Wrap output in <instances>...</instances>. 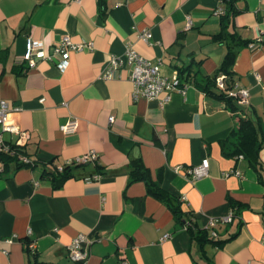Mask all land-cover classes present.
I'll list each match as a JSON object with an SVG mask.
<instances>
[{"label":"crops","instance_id":"obj_1","mask_svg":"<svg viewBox=\"0 0 264 264\" xmlns=\"http://www.w3.org/2000/svg\"><path fill=\"white\" fill-rule=\"evenodd\" d=\"M220 5V0H0V99L9 104L11 122L27 132L22 147L31 159L55 158L61 167L95 152L104 170L96 174L90 163L54 188L42 177V166L17 168L13 162L5 168L0 160V264H78L68 245L79 234L91 241L86 264L204 263L187 225L143 180L130 183L138 158L165 190L181 197L198 228L234 214L216 227L217 239L226 243L205 246L213 264H264V170L262 181L242 154L229 156L224 149L243 115L251 116L264 138V43L238 52L235 81L248 89L249 99L237 113L200 82L187 83L185 94L175 92L161 105L135 98L129 67L105 76L111 57L128 47L161 61L167 77L194 58L202 60L203 74H214L227 52L211 37L220 30ZM238 6L242 37L264 39V0H239ZM145 31L152 33L148 41L141 37ZM67 35L93 46L70 50L61 69L55 49ZM30 39L41 42L53 60L30 66L25 59ZM70 120L78 126L66 133L61 126ZM5 136L13 143L19 139ZM259 155L264 167V144ZM205 158L208 174L193 179L189 169ZM232 170L241 176H225ZM165 234L169 238L161 241Z\"/></svg>","mask_w":264,"mask_h":264},{"label":"trees","instance_id":"obj_2","mask_svg":"<svg viewBox=\"0 0 264 264\" xmlns=\"http://www.w3.org/2000/svg\"><path fill=\"white\" fill-rule=\"evenodd\" d=\"M238 1L239 0H220V4H222L220 7L223 8V11L217 12L220 16V30L217 33L212 34L211 37L213 42L224 44L227 47V52L216 72L212 75L203 74L201 69L202 60H196L195 58L186 66H177L178 75L182 85L191 81L204 84L208 94L223 100L235 113L242 110V107L244 106V104H240L235 97L228 93V90L233 89L236 83L234 76V63L238 52L242 47L250 46L251 43L255 42L256 44L258 43V45L264 43V39L257 42V39H246L240 34L238 26L236 25V17L241 13L242 9L238 6ZM194 61L196 62L195 67ZM221 75L226 76V89H221L217 84V78ZM263 144L264 138L261 137V133L255 121L251 116L243 115L239 117L238 127L232 131L231 137L225 142L224 149H226V153L229 156H238L242 154L248 160L249 164L258 171L260 179L263 181L264 167L260 161L259 155ZM18 151L21 155L28 156L30 161L28 163H22L19 162L17 155L1 154L0 160L4 163L5 168L13 162L16 163L17 168H37L38 166H42V177L49 178L54 188H60L68 179L78 177L80 170L93 162L95 163L96 174H104L103 167L99 165L97 160L87 162H77L74 160L67 162L61 167L56 164L55 158H52L49 161L33 160L24 147H19ZM131 167L130 183L143 180L148 187V191L164 202L172 210L176 220L182 225H187L194 240H196L203 251V258L206 261L202 264H213V262L207 257L205 249L206 244L212 242L214 245L222 247L227 239H217L218 235L215 237L212 236L208 229L198 228V225L195 222L196 219H194V214L190 211L187 212L184 210L181 197L165 190L159 179L154 180L152 171L144 164L141 158L132 161ZM159 174L160 173H158V175ZM234 236L235 234L232 235V237Z\"/></svg>","mask_w":264,"mask_h":264},{"label":"built area","instance_id":"obj_3","mask_svg":"<svg viewBox=\"0 0 264 264\" xmlns=\"http://www.w3.org/2000/svg\"><path fill=\"white\" fill-rule=\"evenodd\" d=\"M223 11V8H218L217 12ZM142 39L148 41L152 37L150 31H145L141 34ZM263 38L257 39V42L262 41ZM256 44L251 43L250 47H256ZM93 43L83 42L74 43L70 36H65L60 45L56 47L55 54L61 57L58 62V66L61 69H65L68 65L70 58V50H83L84 48L91 49ZM25 59L28 60L30 66H34L38 59H50L53 60V55L48 54L43 44L39 41H33L32 39L28 42V49L25 54ZM129 67L131 71V79L134 83V96L146 97L149 100H158L161 105L168 103L172 99V95L175 92L182 94L186 93L187 84L182 85L178 73L173 77H167L162 70L161 61H154L148 59L138 53L132 47H128L124 55H113L108 64V71L106 73L107 78H111L115 71ZM225 75H221L217 78V84L221 89H226L227 84L225 82ZM229 95L235 97L240 104H246L249 99V91L247 88L241 86L238 82L235 83L233 89L228 90ZM44 101V99L42 100ZM15 109H19L18 107ZM9 104L6 100L0 99V155L9 154L18 156L19 162L28 163L29 157L21 155L18 148L23 144V139L27 132L23 131L18 125L11 122L9 119L10 112ZM113 121V119H112ZM77 120H70L68 123L61 126V129L68 133L73 132L77 129ZM6 133H13L19 136L17 142L13 143L6 138ZM97 160V154L91 152L83 157L76 159L77 162H87ZM70 162V161H69ZM210 167V161L208 158L203 159L202 163L198 166L191 167L189 173L193 179L201 178L208 174ZM236 174L241 176V173L237 170L225 172V176ZM234 214L230 213L227 216L220 219H211L209 222L208 229L211 230L212 236H217L216 227L219 222L228 223L233 220ZM169 234H165L161 237V241L169 238ZM91 241L85 234H79L72 242L68 245L69 255L72 260L78 264H86L89 258V245ZM29 247L33 253L35 250V243L31 242ZM121 264H127L122 261Z\"/></svg>","mask_w":264,"mask_h":264}]
</instances>
